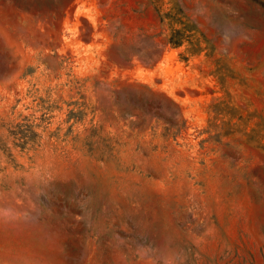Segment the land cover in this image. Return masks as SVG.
Wrapping results in <instances>:
<instances>
[{"label": "rangeland", "instance_id": "1", "mask_svg": "<svg viewBox=\"0 0 264 264\" xmlns=\"http://www.w3.org/2000/svg\"><path fill=\"white\" fill-rule=\"evenodd\" d=\"M0 264H264V0H0Z\"/></svg>", "mask_w": 264, "mask_h": 264}, {"label": "trees", "instance_id": "2", "mask_svg": "<svg viewBox=\"0 0 264 264\" xmlns=\"http://www.w3.org/2000/svg\"><path fill=\"white\" fill-rule=\"evenodd\" d=\"M173 43L174 44H178L179 42H178V40H174Z\"/></svg>", "mask_w": 264, "mask_h": 264}]
</instances>
